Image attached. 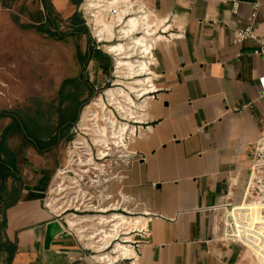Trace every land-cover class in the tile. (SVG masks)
I'll return each instance as SVG.
<instances>
[{"label": "crops", "instance_id": "0c3cea01", "mask_svg": "<svg viewBox=\"0 0 264 264\" xmlns=\"http://www.w3.org/2000/svg\"><path fill=\"white\" fill-rule=\"evenodd\" d=\"M14 1L0 0V10ZM48 1L51 13L67 19L82 2ZM38 2L45 22L47 13ZM143 3L149 21L165 29L169 39L157 44L156 92L141 102L140 129L128 143L131 162L121 166L108 188L148 215L150 235L141 242L135 264H258L248 250L221 239V226L228 197L234 202L242 198L253 149L264 132V57L255 54L258 44L251 39L233 44L232 32L252 26L264 38V0ZM93 73L85 77L88 84ZM60 119L59 113L56 123L46 121L53 136H61L58 144L42 153L27 145L30 155H48L70 140L79 116L69 130L59 128ZM45 174L44 197L29 199ZM50 181L47 169H41L35 185L20 181V198L4 210L3 240L14 244L16 252L8 261L0 251V264H91L84 245L60 233L63 220L55 221L60 230L44 248L46 225L56 219L44 203Z\"/></svg>", "mask_w": 264, "mask_h": 264}, {"label": "built area", "instance_id": "2783aa9c", "mask_svg": "<svg viewBox=\"0 0 264 264\" xmlns=\"http://www.w3.org/2000/svg\"><path fill=\"white\" fill-rule=\"evenodd\" d=\"M101 1L96 6L107 7L102 13L113 23L110 38L105 32L100 33V24L93 13L101 10H92L88 0H82L78 12L83 16L94 48L113 61L107 81L111 88L108 90L120 89L125 95L109 97L104 89L105 112L93 108L90 119L78 120L72 129L73 139L69 142L66 162L57 169L44 203L54 211V220L65 223L61 221L65 229L60 233L75 236L85 250L91 252L88 256L91 264H135L141 242L150 235L148 215L138 212L136 204L113 195L108 188L119 178L121 166L131 162L128 143L138 133L141 121L127 116L131 112L134 117L139 116L144 97L156 92L158 58L155 52L157 44L169 37L164 36L165 29L160 30L149 21L143 0H129L128 9L124 2ZM237 7L234 2V11ZM254 7L255 10L258 8L257 5ZM135 19V27L127 34L126 30ZM232 33L233 44L240 45L251 39L258 44L255 54L264 57V38L259 37L252 26L234 29ZM118 43L125 44L122 50L125 52L116 55L119 51H113V46ZM122 106L124 110L119 108ZM136 107L139 108L134 109ZM101 115L107 121L101 119ZM102 131L106 134L99 137ZM98 140L101 142L97 145ZM222 211L221 239L240 245L258 264H264V132L255 143L242 198L234 202L228 197ZM67 219L73 220L77 226H70ZM85 219L91 222L80 224Z\"/></svg>", "mask_w": 264, "mask_h": 264}, {"label": "rangeland", "instance_id": "374dc122", "mask_svg": "<svg viewBox=\"0 0 264 264\" xmlns=\"http://www.w3.org/2000/svg\"><path fill=\"white\" fill-rule=\"evenodd\" d=\"M40 9L38 0H15L11 7L0 10V111L19 110L26 116L28 111L33 112L38 108L45 111L41 124L45 125L47 120L54 124L59 111L67 103L66 94L79 87L74 80L80 75L85 78L94 72V81H89L88 85H80L81 96L77 99L74 95L73 98L74 106L77 103H85L88 99L78 112V120L85 119L83 111L84 114L92 111V108L87 107L97 96L102 98L106 90L107 82L104 81L110 78L113 61L102 51V54L94 51L91 58L92 39L86 34L69 36L62 41L50 36L53 29L47 21L43 22ZM51 18L56 25H60L61 30H69L70 24L62 14L52 10ZM66 80L65 90L61 94L62 83ZM109 88L110 85L107 86V89ZM10 122V118L0 119V137ZM105 127L107 128V125ZM72 139L71 131L69 141L62 142L48 155L39 157L37 154L30 155V148L25 144L21 133L9 134L6 143L18 154L20 181L35 185L41 175V169H47L50 170V182L53 183L57 167L66 162L67 149ZM43 163H46L45 167ZM15 184L12 178H8L5 183L7 192H10ZM85 252L88 256L91 253L89 250Z\"/></svg>", "mask_w": 264, "mask_h": 264}, {"label": "trees", "instance_id": "16d2710c", "mask_svg": "<svg viewBox=\"0 0 264 264\" xmlns=\"http://www.w3.org/2000/svg\"><path fill=\"white\" fill-rule=\"evenodd\" d=\"M41 1L47 13L48 25L53 29L50 36L56 37L57 40L62 41L69 36L86 34L89 39H91L88 29L84 23V19L79 12H75L69 19H67L70 24L69 30L63 31L60 29V25H56L51 18V3L48 0ZM72 1L74 2L75 0ZM74 3L79 4L78 1ZM91 47L92 49H90V51L101 53L94 48L93 42L91 43ZM74 81L79 87L83 84L88 85V81L85 80L83 75H80L79 78ZM66 82L67 80L62 83L63 89L61 90V94L65 90L64 86L66 85ZM79 87L66 94L65 100L69 104L64 111H59L61 118L59 128L64 126L67 130H69L76 122L81 106L88 101L87 99L85 103L83 102L79 105H77V103L74 106V95H76L78 99L82 94ZM1 118L11 119L10 124L4 129L0 137V251H5L8 254V261H10L16 252V246L8 239L3 240L4 230L6 227L4 210L13 205L20 198L22 184L20 183L21 175L19 172L18 154L7 146V137L11 133H21L26 145H30L38 152L42 153L55 147L60 141L61 136L58 135V133L53 136V127L47 123L45 125L41 124V120L44 118V112L38 108L33 112L28 111L26 116L21 114L19 110H2L0 111V119ZM8 178H12L13 181L16 182V184L12 186L10 192H7L5 189V183ZM48 179L49 175L45 174L38 185L30 191L28 198L33 199L44 197L45 186Z\"/></svg>", "mask_w": 264, "mask_h": 264}, {"label": "bare ground", "instance_id": "6f19581e", "mask_svg": "<svg viewBox=\"0 0 264 264\" xmlns=\"http://www.w3.org/2000/svg\"><path fill=\"white\" fill-rule=\"evenodd\" d=\"M100 2H102L101 0H88V4H90L89 5V7H91L92 8V10L93 9H98V10H101V11H93V13H94V15L96 16V21L100 24V33H103V32H105L107 35H106V37L107 38H110L112 35H113V23L111 22V21H109L107 18H106V16H105V14L104 13H102V9L104 8V7H102V6H96V5H98V3H100ZM117 2H124L126 5H125V8H127L128 9V6H129V0H113L112 1V3L113 4H115V3H117ZM100 7H102V8H100ZM107 9V7H105L104 8V11ZM135 25H136V19L135 20H132L131 21V23H130V28L128 29V30H126V33L128 34V32L129 31H131V30H133V28L135 27ZM137 43L138 44H141L142 42L141 41H137ZM142 46V45H141ZM125 48V44H122V43H118V44H116V45H114L113 46V51H119L116 55H119V54H122L123 52H125V51H122L123 49ZM115 84H120V83H115ZM139 86H144L143 84H140ZM134 88V87H133ZM136 88V87H135ZM144 90H146V89H144ZM106 92H107V95L109 96V97H123V95H125L123 92H121V90L120 89H111V90H108V89H106ZM133 92H137V90H133ZM131 102V101H130ZM132 104V103H131ZM92 106L90 107V108H94V109H98L100 112L101 111H104L105 112V107H104V105H103V102H102V98L100 97V96H97L96 98H95V101H93V103L91 104ZM134 106H136L135 104H134ZM89 108V109H90ZM120 109H122V110H124V108H123V106L122 107H119ZM139 107H136V108H134V109H138ZM132 108H130V109H128L129 111L131 110ZM128 110H126V111H128ZM91 110H89L86 114H84V118L86 119V118H89L90 119V112ZM135 116V114L134 113H129V116H127V118L129 117L130 119L131 118H136V120L137 121H139L140 120V117L138 116H136V117H134ZM101 119H105V121H107V118H105V116L104 115H101V117H100ZM89 119H87V121H89ZM117 125L114 123V128L116 127ZM112 127V126H111ZM106 129V128H105ZM123 129L124 128H121V132H123L124 133V131H123ZM98 131V130H97ZM101 132V131H100ZM102 133L103 134H99L98 136L100 137H102V136H104L105 134H106V131L105 132H103L102 131ZM121 136H122V133H121ZM101 142V140H98L97 142H96V144L98 145L99 143ZM122 220L125 222V223H128V221L126 220V218H122ZM88 222H91V220H89V219H85L84 221H82V223H80V224H83V223H88ZM68 223H69V225L70 226H77V225H74V221L73 220H69L68 219ZM51 227H52V231H51V236H53V234L55 235L56 233H58L59 232V230H60V227H59V225H58V223L57 222H54V223H52V225H51ZM80 228H78L77 230H79ZM79 232H81V231H79Z\"/></svg>", "mask_w": 264, "mask_h": 264}, {"label": "water", "instance_id": "95a60500", "mask_svg": "<svg viewBox=\"0 0 264 264\" xmlns=\"http://www.w3.org/2000/svg\"><path fill=\"white\" fill-rule=\"evenodd\" d=\"M56 220H52L47 223L46 225V230H45V236H44V248L49 249L51 242L54 239V234L51 236V231H52V223H54Z\"/></svg>", "mask_w": 264, "mask_h": 264}]
</instances>
